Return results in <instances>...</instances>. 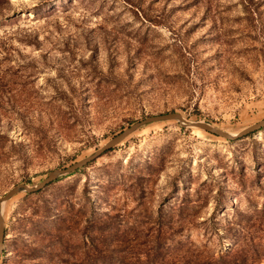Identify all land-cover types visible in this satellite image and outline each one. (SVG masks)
I'll use <instances>...</instances> for the list:
<instances>
[{
	"label": "rangeland",
	"instance_id": "374dc122",
	"mask_svg": "<svg viewBox=\"0 0 264 264\" xmlns=\"http://www.w3.org/2000/svg\"><path fill=\"white\" fill-rule=\"evenodd\" d=\"M166 112L264 118V0H0V198ZM2 216L0 264H264V127L147 124Z\"/></svg>",
	"mask_w": 264,
	"mask_h": 264
},
{
	"label": "water",
	"instance_id": "95a60500",
	"mask_svg": "<svg viewBox=\"0 0 264 264\" xmlns=\"http://www.w3.org/2000/svg\"><path fill=\"white\" fill-rule=\"evenodd\" d=\"M169 120H177L181 126L184 127H195L199 128L205 131H208L213 134H217L223 138L234 140L240 137L247 136L248 134L254 133L261 128L264 127V118L244 129L239 131L236 134H231L226 131H223L221 129H218L206 122L202 121H188L182 115H180L178 112H166L161 113L157 115L148 116L142 120H139L128 127L124 128L121 132L113 136L111 139H109L103 146H101L99 149L91 153L85 158H82L81 160H78L71 165L64 167V168H58L54 169L49 172L46 178H44L41 182L34 186H28L26 184H18L11 188L9 191H7L1 198H0V256L4 251V237H5V227H4V220L2 216V206L3 204L8 201L11 197L16 195L19 192L25 191L27 193H33L38 190H41L51 182H54L59 177L73 173L80 168H83L87 166L90 162L94 161L98 157H100L102 154H104L106 151L110 150L111 148L117 146L118 144L122 143L124 140H126L132 133L137 131L142 126H145L150 123L154 122H162V121H169Z\"/></svg>",
	"mask_w": 264,
	"mask_h": 264
},
{
	"label": "trees",
	"instance_id": "16d2710c",
	"mask_svg": "<svg viewBox=\"0 0 264 264\" xmlns=\"http://www.w3.org/2000/svg\"><path fill=\"white\" fill-rule=\"evenodd\" d=\"M185 225L189 226V223L182 222L178 225V227H179V229H182V228L186 227ZM169 231H171V228H169L168 232ZM232 253H233V250L231 249V250H227L225 253H223L217 257L209 256L207 258L202 253H200L199 256H196V258L193 259V261H195V263H197V264H200L202 262H205L206 264H248V260L245 256L246 254H242V256H241V254H240V256H237V255L233 256V255H231ZM232 256H233L234 260L232 259L233 261L230 260V262H227L226 258H231Z\"/></svg>",
	"mask_w": 264,
	"mask_h": 264
}]
</instances>
